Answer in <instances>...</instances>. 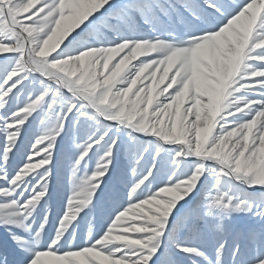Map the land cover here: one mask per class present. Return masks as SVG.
I'll return each mask as SVG.
<instances>
[{
    "label": "snow or ice",
    "instance_id": "snow-or-ice-1",
    "mask_svg": "<svg viewBox=\"0 0 264 264\" xmlns=\"http://www.w3.org/2000/svg\"><path fill=\"white\" fill-rule=\"evenodd\" d=\"M0 264H264V0H0Z\"/></svg>",
    "mask_w": 264,
    "mask_h": 264
}]
</instances>
